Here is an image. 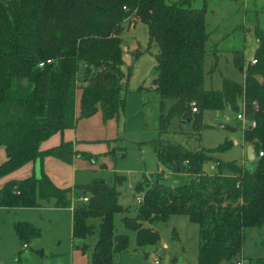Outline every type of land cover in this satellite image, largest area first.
<instances>
[{
  "label": "trees",
  "instance_id": "16d2710c",
  "mask_svg": "<svg viewBox=\"0 0 264 264\" xmlns=\"http://www.w3.org/2000/svg\"><path fill=\"white\" fill-rule=\"evenodd\" d=\"M191 1L0 0V147L7 155L0 163V178L30 162L42 164L48 156L73 164L76 157L95 163L108 155L111 151H78L73 141L46 150L42 144L99 111L104 121L120 117L133 73L123 50L125 21L135 18L148 27L149 46L133 50L136 59L157 47L152 85L161 98L160 136L150 144L163 169L153 174L152 182L144 175L137 183L135 191L143 200L134 216L133 208L121 203L124 174L62 188L42 167L40 177L33 173L0 188L3 207H73L72 236L83 240L84 253L91 247L86 240L98 235L91 264H113L117 253L129 250V234L117 231L119 213L124 214V227L136 233L138 246L160 244L156 222L183 215L197 225V264H237L243 259L264 264V256L247 251L250 230L260 236L264 230V29L255 28L256 63L249 61L245 68L244 50L234 51L244 80L224 76L220 89H207V7H193ZM243 107L248 120L257 123L242 132L246 146L254 147V170L211 155L228 149L232 141L214 149L201 145V130L208 127L206 111L239 113ZM175 119L183 122L178 130H172ZM184 123L192 131H185ZM209 161L215 162L213 173L204 171ZM167 171L187 173L189 181L166 185L161 177ZM73 194L88 201L73 206ZM14 227L23 246L42 236L27 221ZM172 239L179 240L175 228Z\"/></svg>",
  "mask_w": 264,
  "mask_h": 264
},
{
  "label": "rangeland",
  "instance_id": "374dc122",
  "mask_svg": "<svg viewBox=\"0 0 264 264\" xmlns=\"http://www.w3.org/2000/svg\"><path fill=\"white\" fill-rule=\"evenodd\" d=\"M191 3L196 8H202L205 5L207 7L206 17L208 31L211 36L207 43L209 54L206 62L209 71L206 76V88L220 89L224 76L236 81H243L245 74L234 61V51L244 50L246 56L244 67L246 68V64L255 55L258 47L255 28L258 26L264 29V0H192ZM124 28L122 38L125 45L130 49L125 61L127 66L133 67V73L128 89L124 92L126 104L119 117V139L110 150L116 154V158L113 157L111 152L108 154L110 155L107 158L110 170L109 167L107 170L102 167L104 163L103 156H101L96 162V166L99 165V168H101L99 174L98 171L95 172L93 168H90L95 165L94 163L83 160V163L75 168V182L88 184L95 174L108 181L115 173L124 174L127 176V181L123 185L121 203L135 208L139 204L138 197L142 196L135 191L137 183L144 180V175L148 176L150 182H152L156 178L153 174L159 173V169H163L159 165L156 152L150 144L160 136L161 98L151 88L156 75L155 53L157 47L153 46L151 52H147L139 59H136L132 52L133 44L142 50L148 48L149 33L147 25L132 18L130 22L125 21ZM213 65L214 68H212ZM141 86H144V89L139 91ZM236 116L237 113L228 110L206 111L204 123L208 127L201 130V145L206 149H214L227 140L232 141L233 145L231 147L223 151L213 152L211 155L219 160H236L248 170H254L257 163L255 159L250 160L248 158L241 131L242 126ZM180 123L183 122L175 119L172 130H178ZM222 124L225 127H220ZM183 126L185 131H192L190 123H184ZM229 126L235 127V130L229 128ZM4 157L5 151L3 147H0V161ZM214 163V161H209L204 165L205 173L214 172ZM11 174H13L12 176L21 174L20 177H25L30 173L19 168ZM34 174L40 177V169ZM189 178V174L184 172L167 171L165 175H162L161 180L166 185L177 186L187 183ZM131 185L134 187L132 188ZM131 213L134 214V211ZM123 217V213L117 214L115 223L119 233L130 235L131 252L128 255H118L116 260L127 256V260L123 264H135V262L137 264H154L152 256H146L143 248L140 249L142 250L141 254L143 258H149L148 261L144 259L140 262L139 257L132 250L136 244L135 235L134 232L124 227ZM17 219L27 220L33 223L35 227L40 228L43 234L41 241L35 243L33 241L30 248L25 249L14 231V222ZM72 222V214L68 210L26 208L15 213L0 208V264H83L85 260L83 254L80 251H72L73 241L75 244L83 243L81 239L72 241ZM156 226L159 228L162 237L173 244L175 243L171 240L172 231L176 228L188 250L183 253L187 264H191L193 260L195 261L194 245L196 242L192 227L197 228L196 224L191 223L187 216L180 215L171 217L167 222H156ZM255 231L250 230L248 234L247 251L251 250L255 255L264 256V230L261 236ZM97 238L98 235L94 234L86 241L94 243ZM40 252H43V256L39 254ZM181 254L180 251L177 256L182 258V263L184 258L180 256ZM16 256H19V260H15ZM171 264L173 263L171 262Z\"/></svg>",
  "mask_w": 264,
  "mask_h": 264
},
{
  "label": "crops",
  "instance_id": "0c3cea01",
  "mask_svg": "<svg viewBox=\"0 0 264 264\" xmlns=\"http://www.w3.org/2000/svg\"><path fill=\"white\" fill-rule=\"evenodd\" d=\"M136 48H137V46L133 44L132 50H135ZM143 55H146V53H144ZM125 58H126V55H125ZM151 88L154 90L153 85L151 86ZM119 126H120L119 125V118H114V119H111L108 121H104L102 112L99 111L97 114H95L94 116H92L90 118L81 119L77 123L75 128H69V129H66L65 131H63L61 133H57V134L53 135L50 139H48L47 141H45L42 144V149L46 150V149L58 146L61 144L62 141H73L75 144V148L78 151L89 152V153L94 154V155H104L111 150V147H113L115 142L119 139V133H120ZM245 148L247 150L248 146L245 145ZM3 149H4V147H3ZM4 151H5V149H4ZM108 156L110 157V155L103 156V163L106 164L105 169H107L109 167V170H110V165H109V162L107 161ZM6 159H7V155H6V151H5V157L2 161H0V163L5 161ZM83 160L84 159H82L81 157H76L73 164H68V163H66V162H64V161H62L56 157L48 156L44 159L42 164L40 161L30 162L21 168L25 169V171L27 173H30L28 175V176H30L33 173H37L38 169H40V172H41L42 167H43L45 173L52 179V181L57 186L62 187V188H67V187H73L76 184H85V183H76L75 182V178H76V169L75 168L77 166L81 165L83 163ZM94 164L95 165H92V167H90V168H93L95 170V172L98 171V174H99V170L101 168H99V165L96 166V162ZM159 171L161 172L162 170L159 169ZM98 174L97 175L95 174V176L92 178V180L95 178H99ZM12 175L13 174L10 173L5 178L0 179V188H2L5 185V183L10 181V180H15V179L17 180V179H23L25 177H28V176L20 177L21 174H16L17 176L16 175L12 176ZM123 187L124 186L121 187V190L123 189ZM131 187L133 188L134 186L131 185ZM129 206H131V205H129ZM0 208H5V209H7L9 211H13L15 213H17L19 210L26 209V208H7V207H3V206H0ZM33 208L34 209H41V210H43L45 208H55V209H60V210H68L71 212L72 220H73V207L57 208V207H54L53 204H44V205H41L39 207H33ZM134 209H136V207L133 208L132 211H134ZM135 214H136L135 211H134V214L130 213V215H132V216H134ZM22 220L23 219H17L14 222V226H15V223L17 221H22ZM24 221H27V220H24ZM27 222H29V221H27ZM31 224H33V223H31ZM72 225H73V222H72ZM192 229H193L196 244L194 245L195 246L194 247L195 261L193 260V262L191 264H197L198 231H197V228H195V227H192ZM14 231H15V227H14ZM178 233H179V231H178ZM15 234H16V232H15ZM134 235H135V243H136V233L135 232H134ZM16 236H17V234H16ZM42 237H43V234L41 237L35 239L34 243L41 241ZM17 238H18V236H17ZM73 240H74V238L72 236V241ZM171 240L175 244L167 241L163 237L161 239L160 244H158V245L138 246L136 243L134 246V249H132V250L139 257L140 262L145 259V258H143L142 254H141L142 250H140L143 248L144 249L143 251H145L146 256L147 255L152 256V258L158 257L161 260V264H171V262L173 264H187V260L185 259L183 253H185L188 250H187L186 246H184V244H183L181 235L179 234V240L178 239L174 240V239H172V237H171ZM90 244H91L90 249L88 250L87 253H84L80 249V246L82 244H75L73 241L72 251H80L83 254V256L85 258L83 264H91V262H92L93 246H94L95 242L94 243L90 242ZM130 244H131V239H130ZM130 246H129V250L127 252L117 253L115 255L113 264H123L127 260V256H123V257L119 258L118 260H116V258L118 257V255H128L131 252ZM28 248H30V247H28ZM180 251L182 252V254L180 256L184 258V261L182 263H181L182 258L177 256V253H179ZM39 254L41 256H43V252H40ZM71 255H74V254H71ZM19 256H16L15 260H19ZM148 259L149 258H146L145 260L148 261ZM135 264H137V263L135 262Z\"/></svg>",
  "mask_w": 264,
  "mask_h": 264
},
{
  "label": "built area",
  "instance_id": "2783aa9c",
  "mask_svg": "<svg viewBox=\"0 0 264 264\" xmlns=\"http://www.w3.org/2000/svg\"><path fill=\"white\" fill-rule=\"evenodd\" d=\"M127 21L130 22L131 19H128ZM123 50H124L125 55L129 54V52H130V49L128 48L127 45H125V43L123 44ZM256 61L257 60L255 59L254 56L250 60V62H252V63H256ZM47 62L48 63H51V60H47ZM41 65H43V63ZM193 111L196 112L197 111V108L194 107L193 108ZM236 118H237V120L240 122V124L242 126V130H241L242 132H244V130L246 128H248V127L249 128H253V127H255L257 125V123L255 121H249L248 120V118H247V116L245 114L244 107L242 108V110L239 113H237ZM262 155H263V152L260 153V156H262ZM142 200H143L142 196H139L138 197V202L140 203V202H142ZM77 201L87 202L88 201V197H83V198L77 199L76 196H75V194H73V197H72V204H73V206L75 205V203ZM24 248L27 249L28 248V245H24ZM153 260H154V264H160V259L158 257H154ZM237 264H245V263H244L243 260H241Z\"/></svg>",
  "mask_w": 264,
  "mask_h": 264
},
{
  "label": "water",
  "instance_id": "95a60500",
  "mask_svg": "<svg viewBox=\"0 0 264 264\" xmlns=\"http://www.w3.org/2000/svg\"><path fill=\"white\" fill-rule=\"evenodd\" d=\"M220 127H225V126L222 124V125H220ZM247 155H248V158L250 160H254L255 159V151H254V147L252 145L248 146Z\"/></svg>",
  "mask_w": 264,
  "mask_h": 264
}]
</instances>
